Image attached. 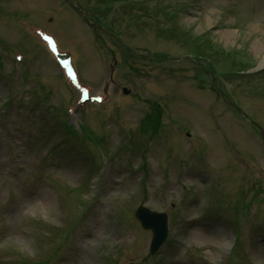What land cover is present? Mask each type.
I'll list each match as a JSON object with an SVG mask.
<instances>
[{
    "label": "rangeland",
    "instance_id": "374dc122",
    "mask_svg": "<svg viewBox=\"0 0 264 264\" xmlns=\"http://www.w3.org/2000/svg\"><path fill=\"white\" fill-rule=\"evenodd\" d=\"M0 7V264H59L56 251L72 226L69 244H86L88 253L79 260L78 250L71 264L145 263L151 232L134 221L140 205L170 217L171 242L149 264H232L240 252L236 246L227 259L231 223L191 222L210 207L236 213L248 205L237 264H248V252L251 264H264L255 226L264 222V139L238 112L264 126V0H0ZM31 26L54 35L74 57L72 68L27 37ZM18 51L24 63L13 58ZM203 68L215 70L213 84ZM54 144L64 149L59 161L45 155Z\"/></svg>",
    "mask_w": 264,
    "mask_h": 264
},
{
    "label": "water",
    "instance_id": "95a60500",
    "mask_svg": "<svg viewBox=\"0 0 264 264\" xmlns=\"http://www.w3.org/2000/svg\"><path fill=\"white\" fill-rule=\"evenodd\" d=\"M144 224H145V227H147V228H153L154 226H153V223L149 220V219H146L145 221H144ZM157 226H159V224L157 223ZM155 230V233L156 234H158L159 232H158V229H154Z\"/></svg>",
    "mask_w": 264,
    "mask_h": 264
},
{
    "label": "bare ground",
    "instance_id": "6f19581e",
    "mask_svg": "<svg viewBox=\"0 0 264 264\" xmlns=\"http://www.w3.org/2000/svg\"><path fill=\"white\" fill-rule=\"evenodd\" d=\"M230 33L229 32H227V33H225L224 35H223V38L224 39H230ZM260 67H264V57H263V61L261 62V66ZM83 249H85L84 248V246L82 247Z\"/></svg>",
    "mask_w": 264,
    "mask_h": 264
}]
</instances>
